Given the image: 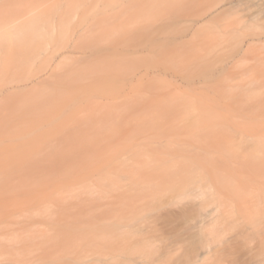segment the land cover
I'll return each instance as SVG.
<instances>
[{"label":"rangeland","instance_id":"obj_1","mask_svg":"<svg viewBox=\"0 0 264 264\" xmlns=\"http://www.w3.org/2000/svg\"><path fill=\"white\" fill-rule=\"evenodd\" d=\"M4 1L10 4H6V10L9 13L10 11L15 13L16 8L27 7L26 15L11 23L7 22L11 21L10 18L3 20L1 18L2 22L0 20V40L6 44L9 43V46L13 41L12 36L17 35L18 32L40 30L45 35L49 24L56 25L62 18L64 20L63 24H59L62 27L61 30L58 29L59 32L70 31L76 26L80 28L84 25L85 28H90L86 36L87 42L108 45L113 39L119 38L124 30L132 29L138 24L154 26L165 23L179 6H183L180 0H20L21 2L13 0L11 2H14V5L9 0ZM215 2L195 0L192 3L190 13L194 18L200 19L201 22L197 26L202 30L201 36L195 41L193 39L195 50L171 49L169 51L167 46H162L160 50L164 49L163 53L152 54L146 51L144 54L153 64L149 65L142 60L132 71L130 66L127 68L124 66L125 68L121 71L113 72L115 68L117 69L115 62L108 59L104 61L103 57L101 58L97 53H93L96 55V63L93 58L95 55L92 54L93 56L89 59L93 58L96 72H94L95 69L91 71L89 65H85L91 53L85 61H82L84 64L78 60L82 66V72L86 73L82 74L84 79L79 82L84 83V81L89 82L95 78L106 77L107 81L96 83V89H104L108 93L96 90V95L75 101L67 109V115L59 117L55 123L36 128L26 136L14 138L16 127L31 126L30 117L29 120H20L22 122L14 118L13 113L16 114L19 109L18 101L17 105L13 102L14 105L11 106V108L17 106L16 110L15 107L14 110L9 107L6 110L7 107H5V109L2 108L3 111L0 108L2 112L0 114V150L3 145H12V149L16 146L14 154L0 155V264H42L43 259L47 257L57 258L65 254L71 257L83 255L86 259L94 261L92 264H264V177H258V174L254 177V174L251 176L252 179H248L244 172L247 169L238 164L232 165L233 181L229 179L227 171H224L218 175L215 187L201 185L190 196H181L180 200L177 197L172 198V193L171 195L168 193L170 196L164 193V196L160 195L157 199L150 201L149 206L141 209L140 215H133L137 212L132 209L133 204L139 203L138 199L133 198L129 199V204L127 200L115 202L113 209H109L107 203L106 207L102 206L105 208L99 207V204L104 205L110 200L115 191L128 184L132 176L139 174L143 168L142 161L145 164L150 161L147 166L144 165L147 168L150 166L153 160L151 158L154 157L147 154V157L144 156V151L139 152L137 148L139 141L143 142L149 137L151 139L147 142L158 140L154 138L157 134L163 136L164 133L166 136L179 133L185 145L188 141L197 144L200 140H195L191 136L192 139H190L186 132L193 127L209 125L217 126L219 130L239 133V140L242 136L255 138L264 143V37H255L259 33H264V0H248L236 11L223 15L222 19L210 21H206L207 17L200 18L198 15L201 12L197 10V7H193L203 3L204 9L209 10ZM19 4H21L20 7ZM7 6L14 7L9 9ZM232 22L237 23L232 24ZM176 23L172 27L182 30L187 21ZM37 26L39 29H36ZM62 36L65 37L61 32V35L55 37L56 39L50 38L52 41H48V46L44 44L45 47H49L46 49L48 51L39 56L38 62H35L36 65H32L34 68L29 77H34V74L35 76L45 74L42 73V69L48 66L52 54L62 51L61 49H64L66 45H63L64 41L68 42L66 40L67 37L69 38L68 34L65 38H61ZM239 48H243L240 55L236 58H228L231 52ZM86 49L88 47L84 46L79 49L81 52L77 50L76 53H82ZM247 49L249 52L244 53ZM3 50L7 56L8 52L5 48ZM4 51L0 54V68H3L0 69L1 87H4L2 86L4 83L6 85V83L15 82L11 81L12 78L17 81L19 77L20 80L21 76L16 75L22 74L24 77L23 70H26L23 69L22 72L19 70V74L16 73L13 61L11 60L12 63L9 61L10 54L7 57L4 55L5 58L2 56ZM76 53L72 57L77 59L80 53L78 56ZM187 57L190 61L192 59L196 61L192 65V70L189 71L183 64ZM76 59H74L75 63ZM78 61L76 66L79 65ZM213 62L214 65H212ZM9 64L15 69L9 70ZM66 64L64 62V65ZM72 64L69 67L74 66ZM5 67L10 72L14 70L16 74L5 71ZM29 69L27 68V71ZM40 70L41 74L38 73ZM2 72L10 74L9 77L11 74L13 76L5 82L4 80L9 78L6 73L2 75ZM93 72L96 76L89 75ZM26 73L24 72L25 75ZM141 74L144 76L142 80L151 79L150 84L143 83L144 86L139 84ZM41 93L37 92L36 96H41ZM127 93L130 97L132 96L130 99L125 98ZM170 102L174 107L169 105ZM71 112H75V117L71 118ZM10 113L13 115V127H10L12 125L9 123ZM69 118L72 122H67ZM174 120L175 122L172 123ZM74 121L77 124H74ZM207 121L212 123L203 124ZM16 122L21 125L15 126ZM71 123L75 125L74 131V127L70 129L73 133L66 131L69 129L65 128ZM165 125L169 127V131L163 130ZM179 125L184 126V132L176 129ZM12 134L13 137H11ZM69 134L71 135L68 136ZM159 136L157 137L160 138ZM63 138L64 141L61 140ZM2 139H5L4 142ZM29 139L31 142L32 139L35 140L34 143L37 142L35 150L30 143L28 144ZM52 146L55 148L52 149ZM215 149L208 151L210 157L214 159L218 157L217 152H219ZM19 150L21 152L20 154L17 152L19 159L22 156V159L26 158V161H30L29 163L21 161L19 162L21 165L17 163L18 157H15V154ZM53 150L59 156L61 154L60 157L57 156L58 159L56 154L51 152ZM42 151L47 154H43ZM11 157H14L13 161ZM55 157L56 161L51 162ZM222 157L231 159L230 154L222 155ZM42 159H44L43 162ZM46 160H50L51 167L48 168L49 164L43 165L47 163ZM38 163L43 169L47 167L48 172L46 170L43 173ZM4 174L7 175L4 176ZM243 183L253 184L252 191L262 193L263 197H256L254 193L245 195L242 192ZM90 189L93 192H90ZM218 190L230 192L231 196H226L220 201L214 196V192ZM45 195L51 197L43 198ZM90 196L92 198L95 196L94 200L92 198L90 200L92 202L96 200L95 204L88 201ZM108 196L109 198L106 199ZM174 203L178 206L172 205ZM130 204L132 206L128 207ZM80 207L82 209H79ZM106 208L110 211L106 212ZM125 212H127L126 215ZM95 221L96 226L119 223L116 230L120 228L118 231L115 230L116 233L111 232L112 235L107 236L105 240L97 238L95 242L92 239L94 241L92 244L90 239L82 238L77 233L69 238L57 235L58 237L55 236L56 240H54L57 244L50 242L54 231L58 233L59 230L70 227L92 226L91 223ZM87 240L90 244H87ZM138 240L148 242L146 246L149 249L148 253L142 252L140 247L132 244ZM64 243L69 249L62 245ZM78 250L80 253L75 254ZM202 254L203 257H199Z\"/></svg>","mask_w":264,"mask_h":264},{"label":"bare ground","instance_id":"obj_2","mask_svg":"<svg viewBox=\"0 0 264 264\" xmlns=\"http://www.w3.org/2000/svg\"><path fill=\"white\" fill-rule=\"evenodd\" d=\"M9 1L11 2L13 0H9ZM17 1H20V0H17ZM17 1H15V2H17ZM180 1L183 2V3H181L183 6H179V8L174 13L171 14L172 17L170 19H168L165 23H162L160 25L159 24L154 25V26H149V25H145V24H141V25L138 24L132 29L124 30L119 38H117L115 40L113 39L112 41H110V43L108 45H97V44H93V42H87L86 36H87L90 28L89 27L85 28L84 25H82L80 28H77V26H76V27H74L75 29L72 28V30H70V31H65V30H64V32L61 31L62 35H65V37L67 36V34L69 36V38L68 37L66 38V40L68 42L66 43V41H64L65 43H63V45L66 44V45H64L65 46L64 49H61V46L59 44L60 49L62 51H59L56 54H52V57L49 59L48 66H46V68H45L46 70L42 69V73H45V74L40 75V76H38L37 74H36L37 76H35V74H34V77L32 76L33 78L31 76L29 77V75L30 74L32 75V72H33L34 66H32V65H36L35 62L36 61L38 62V58H40L39 56H41V54H43V52L45 53L48 51V50H46L49 48V47H47L48 46L47 43L51 42L52 39L55 38L56 36L61 35V32H59V30H61L62 27H60L59 24L60 25L63 24L62 21L64 19L63 18L60 19L61 21H59L56 25L53 23L49 24L48 28L46 29V31L47 30H49V31H47V32L45 31V35H44V32H41L40 30H36V29H39V26H37L38 28L36 27V29H35L36 31L28 30V31H20L17 33V35L12 34L13 35L12 36L13 41H11L12 44L10 43V46H9V43L6 44L3 41H2L3 42L2 43L0 40V42L2 43V44L0 43V54H2L1 52L4 51L3 49L5 48L6 52H8V55L10 54L9 56L7 55L10 58L9 61L12 60L14 66L16 67V69H15L14 67L10 66L11 64H9V66H8V67H10L9 70H11V68L12 69L14 68L17 71L16 73H18L19 70H21L20 72H22L23 69H26V70H23L24 77H22L21 73H20L21 75H16L17 77L21 76L20 80L18 77V80L16 81L15 78L11 77V76H13L11 74V76H10L12 78L11 81H15V82H12L10 84L6 83V85L4 83V85L2 84V86H4V87L0 86L1 87L0 88V108L5 109V107H7L6 110H8L9 108H11L12 105H14L15 102H16L15 104L17 105V101H18L19 106H20V107L18 106L19 109L17 108V106H13L11 108L13 110H14V107H15V110H16V108L18 109V111H16V114H18L17 116H15L16 114L13 111L14 112L13 113L14 118L16 117L19 122H22L20 120H23V119L24 120L25 119L31 120V126L29 125V127H25V128L16 127L15 130L13 129L14 135H15L14 138L15 137L18 138L19 136H21V137L26 136V135L32 133L36 128H39L43 125L52 124L53 122L55 123L57 120H59L58 119L59 117L61 118L62 116L67 115L66 114L67 109H69V107L75 101L80 100V99L90 98V97L96 95V90H98V92H101V93H108V91H106L104 89H96V83L99 84V83H103V82L107 81L106 77H99V78H95V79L91 78L93 81L91 80L89 82L88 81L85 82L84 80H82V82L84 81V83H80L81 79H84L83 78L84 75L82 76V74L85 73V72L84 73L82 72L81 64H84V62L82 63V61L83 60L85 61V59L88 58L87 56L89 55V53H91V54H90L88 60L85 61V65L86 66L89 65L91 71H93V69H95V67H96V65L94 66V64L96 63V59H95L96 55L95 54L97 53L101 58L103 57L102 59L104 61H107V59L111 62L114 61L117 69L115 68L116 70L114 69L113 72H117V70L121 71L122 68H125L124 66H126V68H127V66H130L131 67L130 71H132L133 69L137 68L136 66L139 65L142 60L145 61L146 63H148L149 65H152L153 64L152 61L144 53L146 51H149L152 54L157 53V52L163 53L164 49L160 50V48H162V46H164V47L167 46V49H169V51H171V49H173V50L176 49L178 51L195 50L194 49V47H195L194 41L198 37H200L202 34V30H200V27L197 26L201 22L200 19L194 18L192 16V14L190 13V8H192L191 7L192 3L195 0H180ZM212 1H216V2L214 5H211V8L209 10L204 9L203 3H199L198 5L193 6L194 8L197 7V10L201 12L198 15L200 18L207 17L206 21H210L211 19H222L223 15L229 14L233 11H236L241 4H243L244 2H247L248 0H212ZM13 3L14 2H11V4H13ZM6 4H8L7 1L0 0V20H1V18H2V20L4 18L5 19L10 18L11 21L8 20L7 22L11 23V22L17 20L18 18L26 15V10H27L26 6H24V7L22 6L23 8L22 7L16 8L17 10L15 11V13L11 12V11L9 13V11L6 10ZM8 5H10V4H8ZM17 5H18V3H17ZM20 5L21 4H19V7H20ZM22 5H23V3H22ZM13 7H10V8L8 7V8L11 9ZM20 10H21V12H20ZM7 16H8V18H7ZM2 20H1V22H2ZM184 20L187 21V24L182 28V30H177L176 27H172V26L177 24L176 22L181 23V21H184ZM236 23L237 22H232V24H236ZM202 25H203V23H202ZM57 26H59V28H57ZM63 28H64V26H63ZM55 30H57L56 33H55ZM40 32H41V35L39 34ZM69 32H71V33H69ZM47 33H48L49 37H48ZM43 35L47 39H43V38H45ZM63 37L64 36H62L61 38H63ZM255 37L256 38H263L264 33H259ZM7 38H9V37H7ZM50 38H52V39L50 40ZM193 39H194V41H193ZM215 40H216V37H215ZM44 42H46V43H44ZM44 44H46L47 46L45 47ZM4 46H9V47H4ZM84 46H85V48L88 47L89 50L86 49L87 51L83 50L82 53H80L81 51L79 49H82V47H84ZM56 49H57V47H56ZM242 49L243 48H239L237 50H234L233 52L230 53L228 58H230V57L236 58L238 55L241 54ZM77 50L80 51L79 52L80 54L76 53ZM248 52H249V50L247 49L244 53H248ZM75 53L77 54V56L79 54V56L81 58L79 56L77 59L75 57L73 58L72 55ZM93 53H95V54H93ZM150 53L149 54L147 53V54L150 55ZM92 54L95 56H93ZM172 54H174V53L172 52ZM4 55L6 56L5 51H4L2 56H4ZM5 56H4V58H5ZM91 56H93V58L95 59L94 60L95 63L93 61V58H92V60H89V59H91ZM171 56H173V55H171ZM9 58H7V59H9ZM69 58H71V59H69ZM64 59L65 60L68 59V60L65 61ZM74 59H76V63L79 60L81 62V64L78 61L79 65L77 64L78 66H76ZM188 59H189V57H187V60ZM69 60H71V61H69ZM185 60H186V58H185ZM187 60H186V62L184 61L185 63H183V64H185V69L187 71H189V70H192V65L195 64L196 61L194 59H192L191 61L188 60V62H187ZM12 61L10 63H12ZM89 61H92V62H89ZM64 62H65V64L66 63L67 64L64 65ZM86 63H89V64H86ZM70 64H72L74 66L69 67V66H71ZM180 65H182V64H180ZM212 65H214V62L212 63ZM6 66H7V64H6ZM30 66L32 67V69ZM78 67H80V68L77 69ZM27 68L31 69V73H30V69H29V71H27ZM74 68H76V69H74ZM7 70L8 69L6 68L5 71H7ZM75 70H80L82 73L79 71H77L78 72L77 73ZM26 71H27V73H26ZM130 71L128 70V73ZM11 72L13 73L14 70ZM11 72L9 71V73H11ZM24 72L26 73V75L24 74ZM94 72H96V69ZM94 72L90 73V74L87 73V74L96 76V75H94ZM3 73L4 72H2V75H3ZM16 73L14 72L13 74L15 75ZM38 73L41 74V70ZM77 74H79L81 77L80 76L78 77ZM125 74H126V72H125ZM6 75H8V74L6 73ZM9 75H8L9 79H6V76L4 75L6 80H4V79L3 80L5 82L10 80ZM75 75H76L77 79L75 78ZM138 78H139V76H138ZM141 78L142 79L144 78L143 74L140 75V78L138 81L139 84L141 83L142 86H144V84L145 85L150 84L151 79L142 80ZM79 80H80V82H79ZM140 81H142V82H140ZM44 88H45V90H43ZM36 90H38V91H36ZM41 91H44V92L41 93ZM37 92L41 93V96H36V95H38ZM119 92H121V91H119ZM41 97H43V98H41ZM131 97H130L129 93H127L125 96L126 99L127 98L130 99ZM10 102H12V103L9 105ZM171 103L172 102H170L169 105L174 107V105H172ZM4 105H7V106H4ZM175 108H176V106H175ZM38 109H40V110H38ZM176 110H178V109L176 108ZM2 111H3V109H2ZM37 111H39V112H37ZM78 111H75V112H78ZM75 112H71L72 116L69 115V117L70 116H71V118L75 117ZM11 113H12V111H11ZM0 114H2V112ZM11 115L10 116L8 115L9 120H10L9 123L12 125L10 127H13L14 125L12 122H14V121H13V115H12V117H11ZM4 118H6V117H4ZM71 118H69V120L67 119V122H72V121H70ZM79 119H80V117H79ZM9 120H7V122ZM65 121H66V119H65ZM19 122H18V124L21 125ZM81 122L82 121H80V123ZM173 122H175V120L172 121V123ZM66 123H65V125H66ZM73 123L77 124L76 121H74ZM210 123H212V122L207 121V122H204L203 124H210ZM18 124L16 122L15 126H18ZM74 124L71 123L70 125H68L69 127L72 125V127H70V128L65 127L66 129H69V130H66L65 128H63V129L68 131V132L71 131L73 133V131L75 130ZM177 124H179V123H177ZM5 126H7V125H5ZM72 128H73V131L70 130ZM10 129H12V128H10ZM176 129L179 131H183L184 126L179 125L178 127H176ZM0 130H1V128H0ZM163 130L169 131V127L165 125L163 127ZM66 131L64 133H66ZM142 131H144V130H142ZM186 133L189 134L190 139H192V138L195 140L198 139V140H200V142L196 144L194 142L188 141L187 145H185L183 142V137H181V135L179 133H178V135H177V133H175V135L169 134L166 136L164 135V133H163V136H159L162 134H159V135L157 134L156 136H154V138L156 137V139H158L156 141L147 142V140L151 139V137H149V138L147 137L148 139L146 138L147 140H145V141L143 140V142L139 141V144L137 146V148H139L138 149L139 152L144 151L143 152V153H145L144 156L146 154L152 155L155 158V159L151 158L154 160V162H152L153 160L151 161V164L152 163L153 164L152 165L150 164V166L147 168L145 166H147L150 163V161L148 164H145V162L142 161V166H143L142 169L145 168V170L141 169V171L139 172L140 175L136 174L135 176H132V178H130V182L128 184L123 185L121 188L118 187L120 189L117 188L118 190L115 191L111 195V197H110L111 199L108 201L105 200L106 202L104 201L105 202L104 205H103V203H101V204H99V207H102V206L106 207V203H107L108 204L107 206L110 209V208H112V206H115L116 203H120L121 201H126V200L128 203L129 199L132 200V198H133V199L139 200L138 204H135V203L133 204L132 209L137 211L136 214L134 213L133 215H140L139 212L141 209L149 206L150 201H152L153 199H157L158 197H160V195L164 196V193H166V194L170 193V195L172 193V195H173L172 198L177 197V199L180 200V199H182L183 196H190L197 189V187H199L201 185H207L209 187L211 185V186L215 187V182L218 179V175L224 171H227L226 173H227L230 180L234 179V178H232L233 170H234L232 168V165H237V164L239 166H241L242 168L247 169V170H245V169H243V170H245L244 172H245L246 177L248 179H250L251 176H253L254 174H255L254 177L256 176V174H258L257 175L258 177H264V160H263L264 143L259 141L258 139L248 138V137L243 138L241 136V138L239 140V137H240L239 133L229 132L227 130H219V128L217 126L216 127H210L209 125H202V126L193 127L191 129H189V131H187ZM70 135L71 134H69L68 136H70ZM157 136H159L160 138H158ZM11 137H13V134ZM14 138L13 139L11 138V140H14ZM50 138H52V137H50ZM87 138H89V137L87 136ZM94 138H95V140H97L96 136ZM135 138H137V136ZM47 139H49V138H47ZM132 139L134 140V138H132ZM4 140L5 139H2L3 142H4ZM35 140L37 141V138ZM35 140L32 139V142H31V139H29V142H28V144L30 143L31 146H33L34 150H35V146H36L35 144L37 143V142L34 143ZM52 140L53 139H51V141ZM55 140H57V139H55ZM61 140L64 141V138ZM237 140H239L238 144H236ZM27 141L25 142L26 144H27ZM47 142H49V141L47 140ZM96 142L98 143V140ZM99 142H100V140H99ZM25 143H22V144H25ZM51 145H52V142H51ZM56 145L58 146L57 143H56ZM101 145H103V144H101ZM5 146L4 145L2 146L1 149L3 151L0 150V155H2V154H4V155L14 154L16 146H15V148L13 146L14 149H12V147H11L12 145H7L9 147H7V146L5 147ZM54 146H52V149ZM96 146H98V144ZM9 148H11L12 150ZM31 148H30V150H31ZM33 148L31 151H33ZM99 148H102V147H99ZM141 148H143V149H141ZM214 148H216L215 150L219 151V152H217L218 157L216 159L211 158L209 155L210 153L208 152L209 149H214ZM44 149H45V147H44ZM17 150H18V148H17ZM41 150H43V149H41ZM132 150H134V149H132ZM43 151H42V153L45 154L44 153L45 151L44 152ZM17 152H19V154L21 152L19 150V151H16V154H15V157H18V162H17L18 164H20L19 163L20 161L23 163H29L30 162V161H26V158H25V160H23L22 156H20V159H19V154H17ZM29 152H27V153H29ZM51 152H53V154L55 153L54 150ZM133 153H134V151H133ZM53 154H51V155L53 156ZM137 154H139V153L137 152ZM225 154H230L231 159H226V158L222 157V155H225ZM141 155L143 156V154H141ZM147 155H146V157H147ZM23 156L25 157V154ZM55 156L60 157L61 154H60V156L58 154H56ZM46 157H48V155ZM56 157L53 158L54 161L51 160V162L54 163L56 161L55 160ZM58 157H57V159H58ZM12 158H14V157H11V159ZM142 158H144V157H142ZM13 160L14 159H12V161ZM39 160H41V159H39ZM43 160L44 159H42V162H43ZM62 160H63V158H62ZM61 161H59L60 164H62V162H63V161L62 162ZM36 162H37V160H36ZM45 162H47V163L43 164L45 166H47L46 164L51 163L50 160L49 161L46 160ZM143 162H144V164H143ZM139 163H140V161H139ZM132 164L135 165L134 163H131V165ZM20 165H18V166H20ZM38 165L40 166L41 169H43L39 163H38ZM140 166L141 165H139V167ZM49 167H51V165L48 166V168ZM12 168H13V166H12ZM34 168L36 169L37 167H34ZM44 168L45 169H43L42 172L47 170L46 169L47 167H44ZM35 169H34V172H36ZM41 169H40V172H41ZM132 169H133V166H132ZM38 171H39V169H38ZM47 172H48V170H47ZM47 172H45V174ZM31 173H33V172L31 171ZM5 175H7V174H4V176ZM136 176H138V177H136ZM133 177H135V178H133ZM43 178H45V177H43ZM253 179H255V178H253ZM51 180H53V179H51ZM242 188H243L242 192L245 195H250V194L255 192V191H252L254 188L253 184H249V183L244 184L243 183ZM90 190H91L90 192H93L92 189H90ZM229 193L230 192L218 190V191L214 192V196H216V198L220 199V201H221L222 198H224L226 196H231V194H229ZM254 194L256 197H263V194L260 192H256ZM92 195H94V193ZM45 196L43 198L51 197L50 195L46 196V197ZM94 197L95 196H93V198H92V196H90L89 200L87 197L86 201L87 200L90 201L91 198L94 200ZM179 197H181V198H179ZM108 198H109V196L106 197V199H108ZM90 202H91V204H93V203L95 204L96 200L93 202L92 201H90ZM176 204L177 203H174L172 205H174L176 207ZM131 206L132 205L130 204V206H128V207H131ZM177 206H178V204H177ZM105 207H102V208H105ZM108 208H106L107 209L106 212L110 211V210H108ZM79 209H82V207H80ZM79 209H77V210H79ZM103 211H105V210L103 209ZM133 212L134 211H132V213ZM126 213L127 212H125L124 214L126 215ZM191 213H193V212H191ZM105 214H107V213H105ZM91 224H92V226L91 225H85V226H78V227H70L66 230H59L58 233H56V231H54L53 232L54 236L50 238L51 239L50 242H54V240H56L55 236H57V235H59V237L61 235L65 236V237L68 236V238H69L72 234L77 233L78 235H81L82 238L85 237V238L90 239V242L92 244V242H94V241H92V239L95 240V242H96L97 238L105 240L107 238V236L112 235L110 233L114 232L116 230L117 224H119V223H117V224L115 223L114 225L113 224H109V225L100 224L99 226L98 225L96 226V221H95ZM119 228H118V230H119ZM118 230H116V231H118ZM116 231H115V233H116ZM68 238H66V239H68ZM66 241H65V243H66ZM56 242H54V243L57 244ZM87 242H88L87 244H90L88 240H87ZM65 243L62 245H65ZM69 244H70V242H69ZM132 244H136L138 247H140L141 249L140 248L139 249L142 252H147V253L149 252L148 247H146L148 244L147 241L138 240L136 242H133ZM65 247H66V245H65ZM66 248H68V247H66ZM76 253H80L79 250L76 251L75 254ZM78 255L76 257H73V256L71 257L70 255L65 254V255H63L61 257H57V258L51 257V256L47 257L46 259L42 258L43 259L42 264H92V263H94V261H91V259H89V258L86 259V257H84L83 255H82L83 257L78 256ZM199 257H203V254L199 255Z\"/></svg>","mask_w":264,"mask_h":264}]
</instances>
